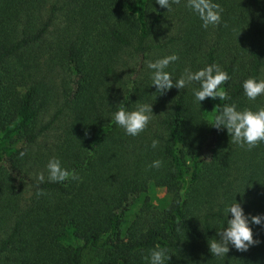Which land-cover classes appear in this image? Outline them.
<instances>
[{
	"label": "trees",
	"instance_id": "1",
	"mask_svg": "<svg viewBox=\"0 0 264 264\" xmlns=\"http://www.w3.org/2000/svg\"><path fill=\"white\" fill-rule=\"evenodd\" d=\"M216 2L221 23L202 29L185 0L170 11L155 0H0V264H84L94 246L98 264H147L157 245L166 264H264L259 225L247 251L208 250L224 203L264 214V143L247 150L210 126L218 103L264 106L241 89L264 78V0ZM172 53L175 78L212 63L227 71L230 99L199 107L195 83L151 96L144 62ZM120 102L153 103L136 137L111 121ZM53 156L79 179L37 184ZM152 187L165 197L150 198Z\"/></svg>",
	"mask_w": 264,
	"mask_h": 264
},
{
	"label": "clouds",
	"instance_id": "2",
	"mask_svg": "<svg viewBox=\"0 0 264 264\" xmlns=\"http://www.w3.org/2000/svg\"><path fill=\"white\" fill-rule=\"evenodd\" d=\"M180 0H155V3L162 9L171 10L173 4ZM186 8L190 9L200 20L201 28L207 29L209 26H216L221 23V14L223 8L216 0H185ZM154 11V9H153ZM179 59L176 53L152 60H146L144 63L149 70L151 85L155 92L151 95L154 98L157 95H163L170 89L181 90L192 86L194 83L198 87H192V96L194 103L199 107L206 98L210 100L224 101L230 97L226 90L221 86L231 79L229 73L223 70L218 64H207L195 71L186 67L178 78L173 73L167 71L170 64H174ZM243 96L248 101H255L257 97L264 96V78L251 77L241 81ZM134 107L129 110L123 102H120L116 110L110 113L111 121L123 130L126 136L136 137L148 127L150 121L154 118L152 112L153 103H132ZM216 113L211 118V127L216 130H226L231 142L235 145L251 150L258 143H264V106H258L256 110L245 107L238 109L236 103H220L216 105ZM159 141L152 139L150 147L156 149ZM25 152L19 153L20 157L25 156ZM160 159L153 160L149 167L158 169L162 166ZM47 177L44 172L36 173L37 184H42L47 179L49 183H60L71 180H78L79 177L73 171L62 166L58 157H51L45 165ZM31 195V193H30ZM36 195H43V192L37 188ZM222 214L224 223L216 229V235L219 239H209L207 241L208 250L212 257L224 259L231 246L237 251H247L248 248L259 241L253 239L252 226L259 225L264 227V214L256 216L246 215L241 203L232 199L223 204ZM230 214V218L229 217ZM170 254L166 248L159 245L148 250L147 255L142 257L147 264H166Z\"/></svg>",
	"mask_w": 264,
	"mask_h": 264
},
{
	"label": "rangeland",
	"instance_id": "3",
	"mask_svg": "<svg viewBox=\"0 0 264 264\" xmlns=\"http://www.w3.org/2000/svg\"><path fill=\"white\" fill-rule=\"evenodd\" d=\"M8 140L0 138V147L6 145ZM150 198L160 199L165 197V191L159 188H150L148 191ZM102 255V249L99 246L88 247L84 251L83 263L84 264H98Z\"/></svg>",
	"mask_w": 264,
	"mask_h": 264
}]
</instances>
